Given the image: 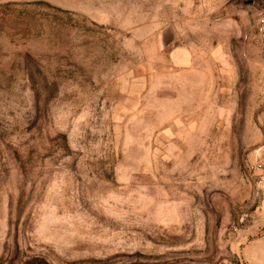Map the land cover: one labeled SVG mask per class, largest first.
Instances as JSON below:
<instances>
[{"label":"rangeland","instance_id":"374dc122","mask_svg":"<svg viewBox=\"0 0 264 264\" xmlns=\"http://www.w3.org/2000/svg\"><path fill=\"white\" fill-rule=\"evenodd\" d=\"M0 264H264V0H0Z\"/></svg>","mask_w":264,"mask_h":264},{"label":"crops","instance_id":"0c3cea01","mask_svg":"<svg viewBox=\"0 0 264 264\" xmlns=\"http://www.w3.org/2000/svg\"><path fill=\"white\" fill-rule=\"evenodd\" d=\"M168 34L166 33V30H163L160 35V45L164 47L170 40V38L167 37ZM167 37V38H166ZM195 49L194 44L192 45L190 43H187L185 46H178L176 49H174L173 56L176 58H179L178 56L182 55V59L179 58V63L181 66H183V63L189 64V62L193 61L194 59V53L193 50ZM191 51V52H190ZM184 52H186V57H184ZM193 81V80H192ZM206 81V80H205Z\"/></svg>","mask_w":264,"mask_h":264},{"label":"water","instance_id":"95a60500","mask_svg":"<svg viewBox=\"0 0 264 264\" xmlns=\"http://www.w3.org/2000/svg\"><path fill=\"white\" fill-rule=\"evenodd\" d=\"M215 40H213V42H214Z\"/></svg>","mask_w":264,"mask_h":264}]
</instances>
